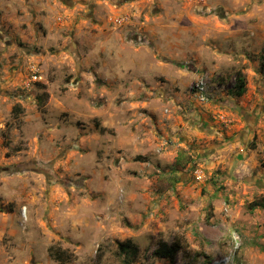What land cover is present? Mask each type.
<instances>
[{
    "label": "crops",
    "instance_id": "crops-1",
    "mask_svg": "<svg viewBox=\"0 0 264 264\" xmlns=\"http://www.w3.org/2000/svg\"><path fill=\"white\" fill-rule=\"evenodd\" d=\"M50 1L56 14L59 7L54 0ZM110 11L111 14L99 16V77L103 97L110 96L116 106L112 107V114H99L101 128L105 130L102 134L111 135V149L119 163L127 159L155 168L158 176L154 182L164 186L155 195L158 202L174 199L178 207L183 206L178 224L156 230L144 227L142 232L151 236L163 231L167 234L170 227L175 232L181 226L189 238L194 229L197 238H193L191 245L203 251L195 259L212 264L220 258L217 254L222 257L226 251L223 234L230 224L223 211L230 216L228 206L251 199L264 186L262 147L256 143L260 138L257 114L245 109L250 103L264 101V0H120L113 3ZM38 17L30 22L25 18L19 20L12 12L0 17V77L4 75L6 87L12 85L9 82L14 75L22 76L36 69L32 61L23 68L24 51L15 45L14 38L22 43L27 41L29 36L20 24L27 23L33 35ZM121 18L125 21L120 24ZM53 19L60 26L73 25L72 21L67 24L68 18L62 22L59 13ZM11 67L15 71L11 72ZM238 70L246 75V92L234 97L228 91L235 84ZM203 74L210 79L216 77L217 88L227 86L228 77L231 84L225 92L216 90L212 102L201 106L189 88ZM22 85L29 87L26 82ZM31 98L30 102L38 104L36 92ZM6 117L0 110V131L5 129ZM20 119L21 128L28 134L24 138L34 141L35 131L28 127L33 129L35 124L38 130L39 122L33 123L28 114ZM11 130L19 133L17 129ZM40 132L36 131L37 141L43 140ZM44 142L51 143L52 138ZM8 151V147L1 146V161H8ZM195 165L204 172L201 181L192 174ZM212 181H218L224 190L218 192ZM196 187L206 189V193L194 191ZM147 192L143 196L149 198L151 190ZM76 241L80 242L75 251L80 261L84 256L79 250L89 244L81 239ZM18 246L33 248L31 264H39L40 258L47 264L57 260H51L45 252L34 254L35 241ZM153 259L155 264H169L165 259Z\"/></svg>",
    "mask_w": 264,
    "mask_h": 264
},
{
    "label": "rangeland",
    "instance_id": "rangeland-1",
    "mask_svg": "<svg viewBox=\"0 0 264 264\" xmlns=\"http://www.w3.org/2000/svg\"><path fill=\"white\" fill-rule=\"evenodd\" d=\"M54 1L59 7L56 14L48 0H0V17L12 12L19 20L25 18L30 22L39 16L33 35L27 23L20 24V29L29 36L27 41L22 43L13 38L15 45L24 51L23 68L28 61L34 62L41 78L33 82L29 72L16 74L9 82L12 85L6 87L4 75L0 77V86L3 84L0 110L7 115L5 129L0 131V264H31L33 248L17 247L29 241L37 242L34 254L45 252L51 260L57 258L49 264H121L115 242L126 239L141 245L134 264H155L152 253L156 245L163 240L172 242L174 238H181L188 246L184 253H178L175 264H202L195 258L203 251L191 245L193 238H197L194 229L189 238L179 225L178 231L170 227L167 234L163 231L151 236L142 232L144 227L156 230L178 224L183 206L178 207L174 199L158 202L155 195L164 186L154 182L158 176L155 168L142 167L127 159L119 163L111 149V135L99 132V114H112V107L116 106L110 96L103 97L101 90L99 16L111 14L113 3L120 0ZM7 8L11 11L7 12ZM58 13L62 22L68 18L67 24L72 21L73 25L68 28L57 24L53 18ZM215 78H206L212 98L216 90L225 92L231 84L228 77V85L217 88ZM24 82L29 84L28 88L22 85ZM262 85L264 91V78ZM33 91L39 97L47 94L42 104L30 102ZM13 106L16 107L10 112ZM245 109L257 114L259 133H256L260 138L256 143L262 147L260 166L264 172V101L250 103ZM27 114L33 123L39 122L38 130L35 124L33 129L31 125L28 127L35 131L32 142L24 138L28 134L21 128L20 118ZM12 128L19 133H12ZM36 131H41L42 141H37ZM47 138H52V142H44ZM1 146L9 148L5 155L8 161H1ZM43 148L51 151L50 158ZM12 157L15 160L10 161ZM211 184L218 187V192L224 190L218 181ZM147 189L151 190L149 198L143 196ZM194 191L206 193L200 187ZM255 203L264 204V186L251 199L228 206L230 216L223 211L230 225L223 234L225 255L217 254L218 260L228 254L230 235L235 231L242 244L228 264H264V208L251 207ZM77 239L89 244L79 250L84 256L80 261L75 252L80 243ZM23 258L25 261L21 262ZM40 261L39 264H47Z\"/></svg>",
    "mask_w": 264,
    "mask_h": 264
},
{
    "label": "trees",
    "instance_id": "trees-1",
    "mask_svg": "<svg viewBox=\"0 0 264 264\" xmlns=\"http://www.w3.org/2000/svg\"><path fill=\"white\" fill-rule=\"evenodd\" d=\"M245 92L246 78L241 72L237 71L235 73V84L231 90L228 91V94L234 97H241ZM46 97L47 94H43V97L40 96L38 105H40V103L42 104L43 99H46ZM104 131L105 130L99 126V132L103 133ZM259 206L264 208V204L261 205L259 203H255L251 207ZM187 247L188 246L182 242L181 238H174L170 244L160 241L154 249L152 255L155 258L167 260L169 264H175V259L178 253H184V250H187ZM116 249L118 256L120 257L121 264H134L139 254L138 247L135 246L130 239L116 241Z\"/></svg>",
    "mask_w": 264,
    "mask_h": 264
},
{
    "label": "built area",
    "instance_id": "built-area-1",
    "mask_svg": "<svg viewBox=\"0 0 264 264\" xmlns=\"http://www.w3.org/2000/svg\"><path fill=\"white\" fill-rule=\"evenodd\" d=\"M125 21V18L118 19V22L121 24ZM30 75H31V81L38 82L40 81V76L38 75V71L36 69H30ZM208 75L203 74L197 81H195L189 88V91L192 93L193 98L195 102L198 105H205L208 104L212 100V88L209 85V81H207ZM209 78V77H208ZM178 111L183 110L181 108H178ZM192 174L197 181H201L205 178L203 170L198 166L195 165L194 169L192 171ZM230 242H231V248L228 251V254L218 260L214 261L212 264H228L229 262H233L234 256L236 255V252L241 248V236L238 234V232H231L230 235Z\"/></svg>",
    "mask_w": 264,
    "mask_h": 264
},
{
    "label": "water",
    "instance_id": "water-1",
    "mask_svg": "<svg viewBox=\"0 0 264 264\" xmlns=\"http://www.w3.org/2000/svg\"><path fill=\"white\" fill-rule=\"evenodd\" d=\"M7 45H9V43H7Z\"/></svg>",
    "mask_w": 264,
    "mask_h": 264
}]
</instances>
